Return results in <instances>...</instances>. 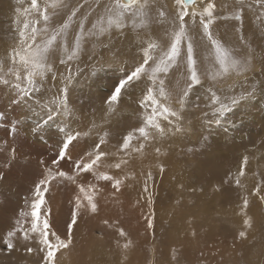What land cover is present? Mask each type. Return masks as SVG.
<instances>
[{"label":"rangeland","instance_id":"obj_1","mask_svg":"<svg viewBox=\"0 0 264 264\" xmlns=\"http://www.w3.org/2000/svg\"><path fill=\"white\" fill-rule=\"evenodd\" d=\"M37 2L41 11L47 8L49 21L45 22L36 10L17 15L15 9L30 8L31 0H19V3L0 0V61L4 63L0 75L8 73L10 67L19 68L23 75L22 66H13L9 54L13 49L19 50V29L23 28L25 19L35 24L37 42H41L64 23L73 7H79L65 41H58V45L66 43L71 48L80 30L79 21L86 17L85 27L91 30L101 15V7L93 3L94 0H63L67 7L55 8L52 5L57 0ZM208 3L214 4L210 25L213 38L235 59H242L251 50L249 69L243 73L233 70L222 73L211 42L204 35L200 17L186 18L201 85L195 86L186 107L180 109L182 124L177 125L176 118H169L171 124L159 118L165 134L147 129L149 139L143 140L136 133L127 150H121L123 137L144 126L152 112V105L143 100L149 88L161 103L177 107L175 94L186 79V41L181 44L182 57L177 66L167 74L157 73L153 83L150 66L154 63L150 60L147 71L122 92L111 108L106 101L119 79L143 62L145 50L158 58L161 51L170 46L175 28V0H148V15L143 25H140V16L131 15L123 29L113 27L103 34L87 36L78 59L61 64V53L55 51L49 56V63L53 65L56 78L53 79L52 73L47 74L41 90L33 93L26 104L11 105L9 101L14 92L0 84V264H42L44 253L37 247L42 246L38 234L30 233L27 240L22 234L13 237L11 251L3 245V238L17 227V221L25 230L30 229L35 183L49 170L55 173L59 169L74 175L75 161L86 159V154L92 152L101 139L104 140L101 148L108 155L101 157L96 171L106 173L102 168L112 169L115 173L107 174L122 183L117 191L112 182L98 181L91 172L79 173L75 183L59 178L49 183L40 219L47 218L50 232L61 239L67 238V225L76 197L79 195L82 200L84 197L78 185L86 190L89 186L98 189L92 193L97 211L91 212L84 201L85 206L79 210L73 226L72 243L59 249L61 253L56 252L54 259L60 261L55 259L54 264L65 263L62 257L70 253L74 243L77 244L73 236L78 233H82L83 240H96L100 245L110 243L118 247L129 243L135 264H264V202L259 195L252 194L257 183L264 181V92L261 91L264 87L261 83L264 81V6L255 0H246L243 6L237 0H204L201 6L204 8ZM237 14L240 20L235 19ZM106 21L103 22L105 27ZM133 23L139 26L133 27ZM149 43L157 48L148 49ZM5 78L15 82L11 74ZM160 80H164L165 91L172 94L171 100L159 95ZM64 87L67 93L61 94L60 89ZM246 89H256L255 95L242 100L224 116L214 113L210 100L213 92L225 100L231 96L239 98ZM64 98L69 111L43 123L47 118L45 111ZM217 118L219 124L215 123ZM173 125L184 130L176 132ZM61 128L80 135L70 146V159L53 165L63 139ZM244 157L248 162L237 184ZM101 161L126 166L148 165L135 173L130 167L116 168L115 164L105 167ZM118 170L131 171L128 178L137 182L133 186L127 183ZM245 197L248 207L242 212ZM21 212L28 215L21 216ZM248 218L251 227L245 228L243 221ZM149 219L152 220L151 228L147 223ZM120 229L125 233L123 237ZM240 231H246L245 238L239 237ZM179 234L184 236L181 242L188 246L185 253L176 243L181 239L177 240ZM218 246L229 248L228 258L211 257L208 248ZM80 249L85 250L84 247ZM57 260L59 262L55 263Z\"/></svg>","mask_w":264,"mask_h":264},{"label":"snow or ice","instance_id":"obj_2","mask_svg":"<svg viewBox=\"0 0 264 264\" xmlns=\"http://www.w3.org/2000/svg\"><path fill=\"white\" fill-rule=\"evenodd\" d=\"M87 2V0H86ZM246 0H237V3L243 6ZM19 3V0H17ZM94 3L99 5L101 0H94ZM255 3L261 4L264 6V0H255ZM175 19L173 20V24L175 28L172 32L171 43L166 51H161V54L158 58H154L150 55L148 50L144 51L143 62L135 67L129 73H126L123 78L119 79L118 83L115 84L111 94L108 96L106 103L109 105V108L113 105L114 102H117L122 94V92L131 86L134 82L138 81L141 78V75L147 71L146 65H149V61H153L154 66L151 67L152 76L150 77L153 80V83L156 82V74L164 73L167 74L171 68L177 66L178 59L182 57V42L187 43L186 48V79L184 82V86L179 88L176 92V98L174 104L177 107H173L171 103H161L160 100L153 95V89L149 88L147 90L146 95H144L143 100L149 102L152 105V112L144 121V126L139 127L134 130V132L128 133L123 137V143L121 145V150H127L130 148V142L135 137L136 133H139V137L143 140L149 139V132L147 129H155L159 134H165V128L161 126L159 123V118H163L165 121H168L171 124L170 117L177 119V125L182 124V116L183 113L180 109L186 107L187 101L189 99L190 93L197 85H201V76L197 70V61L194 58V49L191 38L188 36L187 30V20L186 18L192 17L195 18L197 16L200 17V24L202 25L204 35L211 42V46L215 51V59L219 64V68L222 73L229 72V70H233L239 73L246 72L249 69L250 61L248 56L252 55L251 50H249L248 55L243 57L242 59H235L233 55L229 53L228 50L224 48L220 41L213 38L210 32V25L213 23V9L214 4L208 3L206 7L202 10H198L196 5V0H175ZM64 6L67 7L66 4L63 3V0H57V3H54L52 7ZM191 7V10L189 9ZM148 0H126V2H121V0H109L108 4L104 5V13L107 14V26L105 27L102 19L100 20L99 25L97 23H93L92 29L87 30L85 27V18H82L79 21V31L76 33L74 46L71 48L66 43H61L58 45V41H65L67 36V31L70 27V22L74 17L77 16L79 12V7H73L71 9V14L67 17L63 24L59 25L55 28L51 35H49L46 39H43L41 42H37V28L35 24H30L27 19H25L23 28L19 29V50L13 49L11 51L10 58L13 66L19 64L23 68V75L19 68L10 67L8 69V73L0 75V84H3L6 87H9L11 91L14 92L13 98L10 99L9 103L13 106L19 105L21 103H27L28 100L32 97V94L35 92H39L43 86L42 82L45 80L46 75L49 73L53 74V79H55L54 68L53 65L49 63V56L54 54L55 51H59L61 53V64H64L66 61H73L78 59L81 51L82 45L87 36H96L107 32L109 29L115 27L116 29H123L125 27V20L128 15L132 16H140L141 21L140 25L146 23L145 18L148 15L147 12ZM31 10H36L39 12L40 17L45 21H49V15L47 13V8L43 11L40 10L37 0H31L30 8L17 7L15 12L19 15L21 12L24 14H28ZM89 12H91V6H89ZM161 16L164 15L163 12L160 13ZM264 15V14H262ZM205 17L207 19H205ZM235 19L240 20L241 17L239 14L235 16ZM139 25L133 23V27H138ZM98 28V32L96 29ZM30 29V31H29ZM48 29L45 28L44 32H47ZM157 45L153 43L148 44V49L155 50ZM4 63L0 61V73H3ZM11 74L15 77V82L10 81V79L5 78V75ZM71 77H69L68 81H65L67 84L70 81ZM264 85V81L261 82ZM160 90L159 95L164 97L165 100H171L172 94L165 91L164 80L159 81ZM261 91L264 92V87L261 88ZM61 94L67 93V87L60 89ZM256 93V89L248 91L247 89L243 94L239 96V98L235 96H231L226 98L225 100H221L220 97L213 92L210 96V100L213 104L214 113L220 117L224 116L226 113L230 112L232 108L238 105L242 100L252 98ZM159 105V107H157ZM216 105H219L217 108ZM69 111L68 104L66 98L60 99L58 103L49 107L45 111L46 119L43 123L47 124L49 121L54 120L56 116H58L61 112L67 113ZM2 115V114H0ZM215 123L219 124L220 119H215ZM39 127V125L37 126ZM173 129L176 132H182L184 129L182 127H178L173 125ZM13 131H15V125H13ZM35 130V129H34ZM61 133H63V139L59 147L58 156L56 159L52 161L53 165H58L61 160L70 159L68 155L70 146L74 141L77 140L80 135L79 132L73 133L70 129H59ZM104 143V140L101 139L99 143H96L94 146V150L86 154V159L81 158L76 160L74 163V175H70L69 173L63 170H57L55 173H52L50 170L43 175V177L35 183L33 199L31 200V227L30 229L25 230L21 225L20 221H17V227L8 231L5 237L3 238V245L6 247L8 251H11L14 247L13 245V237L18 234H22L25 240L29 239L30 233L38 234L39 236V244L42 245L40 251L44 253L42 264H54V257L56 252L59 249L67 248L72 243V231L73 226L77 223V218L79 214V210L84 205V201H86V207L93 213L97 211V203L95 202L94 195L92 194L94 191H98V189L93 188V186H89V189L86 190L83 185H78L79 191L84 193L83 200L78 195L75 200V206L71 212V221L67 225L68 235L66 239H61L55 232H50V225L45 218L41 221L40 216L42 213V206L46 203L45 194L48 192V185L52 180L62 179L75 183L76 176L81 172H91L98 181H106L112 182V186L117 191L120 188L122 181L117 179L112 175H108L104 172H97L96 169L99 166V162L101 157H106L108 153L102 150L101 145ZM144 147L143 143L140 144V148ZM137 151L139 149H136ZM159 151V149H157ZM248 159L244 157L242 163L239 166V171L237 174L236 183L239 184V177L244 175V166L247 164ZM43 163V161H42ZM120 163L115 164L116 168H120ZM161 170L163 168L161 167ZM147 191V188H145ZM264 191V181H260L257 183L253 195H259L260 200L264 202V194L261 192ZM151 202V198H149V203ZM248 207V199L245 197L243 200V209ZM28 213L21 212V216H27ZM107 223V221H105ZM148 227H152V220L149 219L147 221ZM243 224L245 228L251 227L250 218L244 219ZM120 236H124L125 233L123 229L119 230ZM240 238L246 237V231L239 232ZM125 248L128 247V244L124 245ZM29 252L32 251L31 248L28 249Z\"/></svg>","mask_w":264,"mask_h":264},{"label":"bare ground","instance_id":"obj_3","mask_svg":"<svg viewBox=\"0 0 264 264\" xmlns=\"http://www.w3.org/2000/svg\"><path fill=\"white\" fill-rule=\"evenodd\" d=\"M90 1V0H89ZM121 2H126V0H121ZM167 2V0H166ZM204 2V0H196V5L195 7L198 9V10H202L203 7L201 6L202 3ZM94 3V2H93ZM109 3V0H101V3L98 5L99 7H101V15L99 18H97V24L99 25L100 23V20L102 19V21L104 22L105 20H107V14L104 13L103 9H104V5L105 4H108ZM92 4V2L90 3ZM97 5V4H96ZM95 5V6H96ZM168 5L171 9V3L170 1H168ZM164 6V5H163ZM191 7L192 6H189V9L191 10ZM88 8V7H87ZM97 8V7H96ZM95 9V8H94ZM96 12V11H95ZM91 13V12H90ZM89 13V14H90ZM94 14V12H93ZM105 16V20L103 19ZM131 15H128L126 17V20H125V24L130 20ZM96 19V18H95ZM95 23V22H94ZM112 29V28H111ZM208 43V42H207ZM105 57L107 58V55H105ZM105 62V61H103ZM105 64V63H103ZM105 161V160H104ZM102 162V161H101ZM107 162V163H106ZM105 163H103L102 165L105 166H109L108 164H117L116 162H110V161H106ZM136 162H139V161H136ZM121 166L120 167H124V168H128L130 167L131 169H134L135 170V173L139 172L142 170V167H145L146 165H148L147 163H140L139 165L137 163L131 165V166H126V165H123V164H120ZM106 167V166H105ZM115 167V166H114ZM103 170L102 171H105L106 173L108 174H113L115 173L114 170H112L110 167L109 169L111 170H107L105 168H102ZM116 169V168H115ZM120 172V175H121V179H124L127 183H132V186L135 182H137L135 179H133L132 181L128 178L130 176V172H127L125 170H118ZM118 173V172H117ZM126 174H129L128 176H126ZM134 175V174H133ZM131 175V176H133ZM136 177V176H135ZM134 178V177H133ZM138 178V177H137ZM193 231V230H192ZM209 231V230H208ZM191 232V231H190ZM204 232V231H203ZM207 232V231H206ZM210 232V231H209ZM82 234V233H81ZM81 234H77V235H74L73 236V239L76 240L77 244L74 243L75 241L73 240V243H74V246H72L71 248V251L70 253H66L64 254V256L62 258H64V261L63 263L64 264H135V256L133 255V249H132V246L129 245V243H126L128 244V247L125 248L124 245L125 244H121L119 245L118 247L116 246H113L111 245L110 243H107L105 245H100V243L96 240H92V241H85L82 239L81 237ZM192 234V233H191ZM190 234V235H191ZM197 234V232L195 233ZM185 235V234H184ZM189 235V236H190ZM208 235V234H207ZM192 236V235H191ZM196 236V235H195ZM210 236V235H208ZM176 237H178L177 240H179V242L175 239L174 241H177L176 243L178 244L179 246V249H182L183 250V253L187 252L185 250L187 244L186 243H183L181 242V240L184 238V236L182 235H177ZM197 237V236H196ZM195 237V238H196ZM193 239V237H190ZM198 238V237H197ZM196 238V239H197ZM136 239V238H135ZM194 240V239H193ZM192 240V241H193ZM191 241V242H192ZM198 241V240H197ZM101 242V241H100ZM197 243V242H196ZM103 244V243H102ZM197 247H199L198 244H193ZM38 249L41 248L42 246H38ZM80 247H84L85 250L82 251L80 249ZM202 247V246H201ZM217 248V249H216ZM210 253H212V256L211 257H214V258H221V257H225L228 258V252H229V248H224V247H209L208 248ZM207 249V250H208ZM40 250V249H39ZM187 250H188V246H187ZM205 250V249H204ZM206 250V251H207ZM35 251V250H34ZM60 253H61V250H59ZM65 253V252H64ZM58 255V254H57ZM62 255H63V251H62ZM61 256V255H60ZM76 257V259H75ZM207 257V256H206ZM213 258V260H214ZM55 259H59V258H55ZM54 259V260H55ZM60 261V259H59ZM58 260L55 261L56 262H59ZM61 264V263H59Z\"/></svg>","mask_w":264,"mask_h":264}]
</instances>
